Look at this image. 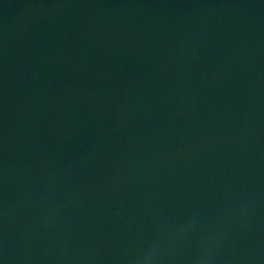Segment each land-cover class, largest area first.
<instances>
[{
    "label": "water",
    "instance_id": "water-1",
    "mask_svg": "<svg viewBox=\"0 0 264 264\" xmlns=\"http://www.w3.org/2000/svg\"><path fill=\"white\" fill-rule=\"evenodd\" d=\"M0 264H264V0H0Z\"/></svg>",
    "mask_w": 264,
    "mask_h": 264
}]
</instances>
